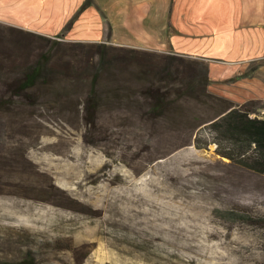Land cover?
Here are the masks:
<instances>
[{"label": "rangeland", "instance_id": "374dc122", "mask_svg": "<svg viewBox=\"0 0 264 264\" xmlns=\"http://www.w3.org/2000/svg\"><path fill=\"white\" fill-rule=\"evenodd\" d=\"M123 49L143 52L142 63L117 60L130 56ZM254 77L264 90V59L205 60L0 23V264H264V173L219 155L211 131L229 106L264 117ZM153 87L172 103L165 116L152 110ZM30 194L42 198L39 218L27 216Z\"/></svg>", "mask_w": 264, "mask_h": 264}, {"label": "crops", "instance_id": "0c3cea01", "mask_svg": "<svg viewBox=\"0 0 264 264\" xmlns=\"http://www.w3.org/2000/svg\"><path fill=\"white\" fill-rule=\"evenodd\" d=\"M0 23L49 38L106 40L205 60L264 59V0H0ZM260 81L254 77L251 85L261 96Z\"/></svg>", "mask_w": 264, "mask_h": 264}, {"label": "trees", "instance_id": "16d2710c", "mask_svg": "<svg viewBox=\"0 0 264 264\" xmlns=\"http://www.w3.org/2000/svg\"><path fill=\"white\" fill-rule=\"evenodd\" d=\"M86 6H83V10ZM79 16V13L75 15L72 20L67 24L63 33H66L71 29L74 21ZM61 35V34H60ZM59 35V37H60ZM96 47L100 45L95 44ZM123 51L129 53V57L126 55H121L117 58L120 62H132L133 60L139 65L142 63L143 58L139 51H130L128 49H123ZM135 55V56H133ZM46 59L39 60L37 64L33 67L31 72L27 75L26 81L24 82V88H29L35 85L38 78L43 74L46 68ZM101 69H104V66L107 65V61L101 62ZM167 66L161 67L160 73L165 71ZM102 72V70L100 71ZM100 75V73H99ZM94 76L91 90L94 96H91L90 101L99 102L98 97H96L98 76ZM207 73H204V80L200 82L202 85V90L205 89V78L207 79ZM204 86V87H203ZM155 92L153 94V107L152 110L154 113H159L161 115H166L170 111L171 102H166L165 94H162L158 89L153 87ZM203 90L200 94H204ZM180 97V96H179ZM199 97V96H198ZM256 113L254 107L248 108L245 107H234L229 106L224 115L216 118L211 124V131L214 135V141L217 143V152L224 158L231 160L241 166H244L248 169H251L258 173H264V117L252 115Z\"/></svg>", "mask_w": 264, "mask_h": 264}, {"label": "bare ground", "instance_id": "6f19581e", "mask_svg": "<svg viewBox=\"0 0 264 264\" xmlns=\"http://www.w3.org/2000/svg\"><path fill=\"white\" fill-rule=\"evenodd\" d=\"M47 149V144H44V145H42L38 150L39 151H41V152H44L45 150ZM45 157L44 156H41V159H44ZM55 169V168H54ZM66 171H67V169H66ZM66 174V173H65ZM171 178V177H170ZM96 179V178H95ZM176 179V178H175ZM92 180L94 181V179L92 178ZM110 180V179H109ZM91 182V181H90ZM177 183V182H176ZM181 183V182H180ZM185 184V183H184ZM4 187V186H3ZM14 189V188H13ZM17 189V188H16ZM24 189V188H23ZM22 189V190H23ZM11 190H12V188H11ZM15 190V189H14ZM14 190H13V192H14ZM21 191V190H20ZM18 192V191H17ZM25 192V191H24ZM41 192H43V191H41ZM0 193H8V190H5V191H0ZM34 193V192H33ZM36 194V193H35ZM35 194L33 195V194H30V198H31V201L30 202H26L27 204H28V209H27V216L28 217H31V216H37L38 218L39 217H41L42 215H41V213H37V212H34V207H36V203L37 202H39V201H42V198L41 199H37V197H35ZM47 195V194H46ZM90 195V194H89ZM40 198V197H39ZM68 198V197H67ZM69 199V198H68ZM111 199V198H110ZM63 201V200H62ZM67 201V200H66ZM69 201V200H68ZM112 201V200H111ZM20 202L18 201V202H16V203H13V205H15L16 207H17V205L19 204ZM78 204V203H77ZM64 205V204H63ZM84 205V204H83ZM69 206V205H68ZM81 206V205H80ZM42 209H44V208H46V206L45 205H43L42 207H41ZM79 209V208H78ZM94 209V208H93ZM102 209V208H101ZM86 211L88 210V209H85ZM84 211V210H83ZM94 211V210H93ZM101 211V210H100ZM99 211V212H100ZM85 212V211H84ZM89 212V211H88ZM91 212V211H90ZM97 213V212H96ZM101 216V215H100ZM103 216V215H102ZM14 217H15V215H14ZM138 218V217H137ZM102 221H103V219H102ZM143 221H144V219H143ZM142 221V222H143ZM147 221V220H146ZM120 222V221H119ZM145 222V221H144ZM118 223V222H117ZM122 224V223H121ZM126 225V224H125ZM150 225V224H149ZM128 226V225H127ZM133 226V225H132ZM146 227V226H145ZM135 228V227H134ZM138 228V227H137ZM137 228H135V231H136V229ZM159 228V227H158ZM158 228H156V229H158ZM161 228V227H160ZM159 228V229H160ZM129 229H131V228H129ZM117 231V230H116ZM140 231V230H139ZM156 231V230H155ZM115 232V231H114ZM149 232H151V231H149ZM140 233V232H139ZM138 233V234H139ZM154 234V233H153ZM214 234V233H213ZM113 235V234H112ZM115 235V234H114ZM127 235V234H126ZM144 235V234H143ZM216 235V234H215ZM2 236V235H1ZM117 236V235H116ZM155 236V235H154ZM125 237V236H124ZM123 237V238H124ZM146 237V236H145ZM218 237V236H217ZM120 238V237H119ZM118 238V239H119ZM138 238V237H137ZM159 238V237H158ZM59 239V238H58ZM114 239V238H113ZM146 239V238H145ZM149 239V238H148ZM56 240V239H55ZM121 240V239H120ZM147 241V240H146ZM150 241V240H149ZM6 242V241H5ZM145 242V241H144ZM10 243V242H9ZM13 243V242H12ZM137 243V242H136ZM147 243V242H146ZM149 243V242H148ZM67 244V243H66ZM145 244V243H144ZM143 244V245H144ZM6 245V244H5ZM90 246H92L91 244H89ZM133 245V244H132ZM135 245V244H134ZM148 245V244H147ZM76 246V245H75ZM141 246H142V244H141ZM149 246V245H148ZM79 247H80V245H79ZM85 247V246H84ZM9 248H11L10 246H9ZM21 250V249H20ZM79 250V249H78ZM83 250V249H82ZM84 251V250H83ZM87 251V250H86ZM88 252V251H87ZM77 253V252H76ZM84 253V252H83ZM82 253V254H83ZM80 255V254H79ZM77 258V257H76ZM79 258V257H78Z\"/></svg>", "mask_w": 264, "mask_h": 264}]
</instances>
